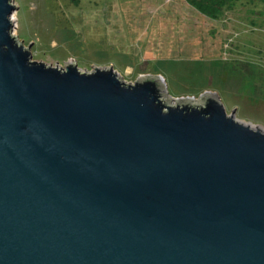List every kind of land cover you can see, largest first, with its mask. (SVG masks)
Wrapping results in <instances>:
<instances>
[{
  "label": "water",
  "instance_id": "water-1",
  "mask_svg": "<svg viewBox=\"0 0 264 264\" xmlns=\"http://www.w3.org/2000/svg\"><path fill=\"white\" fill-rule=\"evenodd\" d=\"M0 0V264H264V129L161 76L33 59Z\"/></svg>",
  "mask_w": 264,
  "mask_h": 264
},
{
  "label": "rangeland",
  "instance_id": "rangeland-1",
  "mask_svg": "<svg viewBox=\"0 0 264 264\" xmlns=\"http://www.w3.org/2000/svg\"><path fill=\"white\" fill-rule=\"evenodd\" d=\"M14 3L13 33L33 42V59L112 66L127 82L161 76L168 96L217 93L228 113L264 129V2L238 3L218 19L184 0Z\"/></svg>",
  "mask_w": 264,
  "mask_h": 264
},
{
  "label": "trees",
  "instance_id": "trees-1",
  "mask_svg": "<svg viewBox=\"0 0 264 264\" xmlns=\"http://www.w3.org/2000/svg\"><path fill=\"white\" fill-rule=\"evenodd\" d=\"M188 5L198 12L212 18L218 19L226 10L232 9L238 3L248 1V3L264 2V0H184ZM196 63H198L196 61Z\"/></svg>",
  "mask_w": 264,
  "mask_h": 264
},
{
  "label": "bare ground",
  "instance_id": "bare-ground-1",
  "mask_svg": "<svg viewBox=\"0 0 264 264\" xmlns=\"http://www.w3.org/2000/svg\"><path fill=\"white\" fill-rule=\"evenodd\" d=\"M12 20L14 21V18L12 17Z\"/></svg>",
  "mask_w": 264,
  "mask_h": 264
}]
</instances>
